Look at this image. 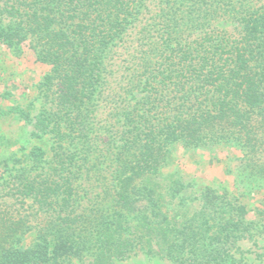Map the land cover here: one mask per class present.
<instances>
[{
    "label": "trees",
    "instance_id": "1",
    "mask_svg": "<svg viewBox=\"0 0 264 264\" xmlns=\"http://www.w3.org/2000/svg\"><path fill=\"white\" fill-rule=\"evenodd\" d=\"M0 45L48 66L19 113L50 141L12 160L0 264H247L246 207L164 169L174 144L231 143L264 191V0H0Z\"/></svg>",
    "mask_w": 264,
    "mask_h": 264
},
{
    "label": "rangeland",
    "instance_id": "2",
    "mask_svg": "<svg viewBox=\"0 0 264 264\" xmlns=\"http://www.w3.org/2000/svg\"><path fill=\"white\" fill-rule=\"evenodd\" d=\"M49 70L48 66L37 62L27 47L19 53H12L7 47L0 45V190L8 178L14 158H21L32 147L42 148L50 154L48 138H32L31 125L20 116L19 110L36 113L38 108V86L42 76ZM239 152L231 143L186 147L182 143L170 147V157L165 173L176 172L186 184L187 193L201 194L210 187L221 196H228L235 204H242L247 210V220L255 222L253 238L240 242L243 250H247V264H264V191L250 192L236 183ZM7 164V168L5 166ZM83 175V193L92 199L97 191L99 181L90 175ZM1 194V193H0ZM12 204V209L24 214L26 206L5 199ZM1 202V200H0ZM29 212V211H28ZM253 241L256 245H253ZM83 264H91L85 261ZM115 264H173L157 256L138 253Z\"/></svg>",
    "mask_w": 264,
    "mask_h": 264
}]
</instances>
